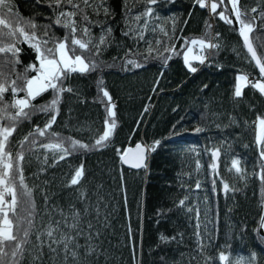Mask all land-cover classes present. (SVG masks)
I'll return each instance as SVG.
<instances>
[{"label":"snow or ice","instance_id":"1","mask_svg":"<svg viewBox=\"0 0 264 264\" xmlns=\"http://www.w3.org/2000/svg\"><path fill=\"white\" fill-rule=\"evenodd\" d=\"M136 2L143 5L138 11ZM136 2L122 0L121 19L115 21L116 13L109 0H33L34 6L44 5L48 9V15L40 22L37 17L43 15L41 12L24 17L16 10L14 0H0V264H46V261L47 264H99L101 256L107 259L108 251L104 245L110 234L112 214L120 203L118 200L113 203L115 194L105 192L102 183L95 184L90 190L88 172L85 164L80 162L70 167L62 178L63 188L74 193V199L65 207L55 199L58 193L52 190V181L47 173L49 169L58 167L61 161L67 162L69 157L82 158L112 148L121 165L117 171L121 181L119 192L127 207V186L122 166L143 169L147 173L150 153L156 151L161 140H153L150 144L136 143L126 148L115 146L117 104L107 88L104 73L116 67L122 72L146 70L155 61L166 69L174 57H182L183 65L191 74L197 73L200 66L222 70L223 65L216 57L223 41L219 32L212 33L210 21L214 18L238 32L242 47L247 49L245 61L254 62L259 73L258 77L250 79L248 72L238 70L229 96L232 111H213L211 117L205 112L200 117L201 121L211 118L221 131L243 127L254 132L255 155L251 171L246 158L232 156L231 144L225 147L226 137L212 144V190L217 196L216 204H219L222 193L227 205L229 199L234 200L236 193L244 190L237 187V183L247 188L250 180L254 178L257 181L260 199L254 217L256 226L252 231L264 245V111L256 113L252 120L240 111L246 99L245 89L258 92L264 98V0H255L251 6L242 5L241 0H191L192 11L182 22L175 17L162 16L160 12L161 4L175 3V0ZM197 8L208 13L204 33L185 36L184 29ZM117 27H120L119 40L114 34ZM58 32L62 34L57 35ZM253 33L257 35L253 37ZM23 46L34 54V59L27 65L21 60ZM113 48L117 54L111 60L106 59V53ZM233 51L239 56L235 47ZM93 74H96L93 103L104 106L102 132L86 124H70L73 104L86 102L77 81L90 79ZM163 75L164 72L160 71L159 77ZM159 77L154 81L153 92L159 86ZM207 87L204 84L200 91ZM40 97L43 102L36 103ZM245 107L250 112L255 111L251 103ZM62 109H66L65 118L58 124ZM148 110L145 106L144 112ZM224 115H227V123L218 122ZM37 116H42V119L33 123ZM63 130L69 134L65 135ZM205 130L206 126L195 128L196 133ZM183 131L182 124L179 128L173 125L168 136L161 139L180 136ZM73 132H87L89 135L87 139L75 138L71 134ZM222 150L228 161L226 171L232 174V181L220 173ZM33 164L36 165L35 171L31 177H26V168ZM195 165L194 171L198 172L201 167L199 160ZM177 175L179 187L185 189L187 185V189L182 198L173 201L174 208L156 209L157 223L168 213H182L194 221L190 239L195 247L191 253L181 252V259L172 264H183L185 256H188V264L193 260L197 264H264V257L255 250H250L246 257H233L229 251L230 244H215L218 207L211 221L207 220L205 207V219L202 220L200 203H190L193 191L191 184L184 179L191 173ZM194 186L201 189L199 179ZM37 193L40 203L37 202ZM136 209L137 220L142 222V200L137 202ZM231 212L232 208H227L226 215ZM209 224L212 228L208 227ZM124 227L130 240V245L126 246L130 247L133 264H145L142 227L137 229L141 232L138 246L132 239L130 214ZM246 229L247 226L242 225L241 233ZM159 241L165 245L175 242L179 246L184 242V233L177 231L171 237L160 233ZM214 247H217L216 255L209 252Z\"/></svg>","mask_w":264,"mask_h":264},{"label":"trees","instance_id":"2","mask_svg":"<svg viewBox=\"0 0 264 264\" xmlns=\"http://www.w3.org/2000/svg\"><path fill=\"white\" fill-rule=\"evenodd\" d=\"M16 10L24 17H30L37 11L43 15L37 19L43 22L44 16L48 15V9L44 5L34 6L33 0H14ZM114 9L115 21L121 19L122 0H109ZM136 2V0H130ZM227 2V0H226ZM255 0H241V4L251 6ZM191 0H175V3H163L159 6L162 16L175 17L182 22L187 19L188 12L192 11ZM143 5L136 2L138 11ZM208 19L206 10L196 9L187 27L184 29L185 36H201L204 33V21ZM114 21V22H115ZM212 33L219 32L223 47L216 57L217 61L223 65L222 70L216 67L200 66L197 73H188L183 65L182 57H174L169 61L168 67L162 69L158 61L152 62L147 69L136 70L135 72H122L119 67L108 69L104 73L105 82L113 101L117 104V129L114 136L115 146L126 148L129 145L135 146L136 143H151L153 140L160 139L161 144L155 152L150 153L147 173L134 172L125 169L124 181L127 186V207L121 198L120 178L117 175L121 167L119 158L112 148L102 152H94L86 157H69L68 161H61L56 168L49 169L47 177L52 181V190L58 193L55 197L60 204L67 206V203L74 199V193L71 189L63 188V176L69 171L70 167H75L80 162L85 164L88 172L90 190L94 189L95 184L102 183L105 192H112L116 200L120 202L112 214L111 228L105 241L104 247L108 251L107 259L100 257L99 264H133L130 247V240L126 232L125 224L128 222V216H131V225L133 229L132 239L137 246L141 240V232L137 231L142 227L143 237V258L145 264H172L173 261L181 259L180 253H191L195 244L190 237L193 232L194 221L178 211L168 213L157 223L156 209L159 207L174 208L173 201L182 198L184 191L178 182V173H191V176H185L184 179L191 184L193 195L190 203H200L201 219H205V207H207V220L211 221L218 207L219 216L216 223L217 246L224 245L226 242L231 245L230 252L233 257L247 256L250 250L261 253L264 257V245L254 235L252 229L256 226L254 217L256 216L257 202L260 199V189L257 181L253 178L249 181L248 187L244 188L242 183L236 186L244 190L236 193L235 199H229L227 205L222 198L219 204H216L217 196L212 190V170L211 147L222 138L226 137V145L231 144L232 156L239 155L248 160L249 171L255 155L254 132L251 128L232 127L221 131L215 127L211 118L201 121L200 117L207 112L211 117V112H231L232 104L229 102V96L235 82V76L239 74L238 70L246 71L251 77H258V71L252 63H247L244 57L247 51L242 47V42L237 32L214 18L210 21ZM122 27V25H121ZM62 33H57L61 35ZM117 40L121 38L120 27L115 30ZM257 33H253L255 37ZM21 53L23 64L27 65L34 59V54L26 46ZM180 45H177L179 49ZM233 47L239 52L233 51ZM116 50L110 49L105 58L111 60L116 55ZM163 71V77H159V72ZM95 75L90 79H81L77 81L83 91L85 103L73 104V119L71 125L86 124L93 130L103 131L104 106L99 103H93L96 97ZM159 77L160 83L153 92L154 81ZM204 84L208 87L203 92L200 89ZM246 99L241 105L240 111L244 112L249 120L255 118V114L264 111V98L259 93H253L245 89ZM47 95V94H45ZM43 98L37 99L36 103H42ZM251 103L255 111L250 112L245 105ZM208 105V108L205 107ZM145 106L149 110L144 112ZM62 109L61 117L57 123L65 118ZM183 118V119H182ZM42 116L33 118V123L39 122ZM180 122L179 124L177 122ZM218 122L227 123V115L221 117ZM183 125L185 131L180 136L167 137L173 125L179 128ZM197 126H206V130L200 133L195 132ZM25 125V129H27ZM56 127L55 125L53 126ZM62 130V129H61ZM68 135L67 130H63ZM75 138L87 139L89 133H71ZM248 145L249 147H245ZM205 149H208L207 151ZM199 153L197 156L196 154ZM199 160L201 165L198 172L195 170V161ZM228 164L227 157L222 155L220 159V173L226 179L232 181L231 173L226 171ZM36 165L26 168L25 176L31 177L35 171ZM199 179L202 187L195 189L194 182ZM31 182V181H30ZM255 192V195H254ZM37 202L40 203L39 193L36 194ZM199 197V201L197 200ZM142 200L144 204L142 222L137 220V202ZM227 208H232L228 213ZM246 225L245 233H241V226ZM203 227V225H202ZM212 228V224L208 225ZM177 231L184 233L183 244L177 246L175 242L170 245L161 244L159 234L171 237ZM111 241V244H108ZM159 245V246H158ZM158 246V247H157ZM154 249V250H153ZM151 250V256L149 252ZM212 255L217 254V247L209 250ZM164 257L161 260V257ZM47 264V261H46ZM183 264H188V256L183 257ZM191 264H197L195 260Z\"/></svg>","mask_w":264,"mask_h":264},{"label":"water","instance_id":"3","mask_svg":"<svg viewBox=\"0 0 264 264\" xmlns=\"http://www.w3.org/2000/svg\"><path fill=\"white\" fill-rule=\"evenodd\" d=\"M235 23V22H234ZM238 33V32H237ZM240 38V37H239ZM240 40H241V42H242V38H240ZM243 43V42H242ZM246 49V48H245ZM246 51H247V49H246ZM253 64H254V62H253ZM255 66V65H254ZM257 69V71H258V73H259V70H258V68H256ZM150 158V157H149ZM148 165H149V160H148ZM123 167L125 168V169H128V170H130V171H134V172H143L144 170L143 169H139V170H136V169H130L127 165H123Z\"/></svg>","mask_w":264,"mask_h":264},{"label":"bare ground","instance_id":"4","mask_svg":"<svg viewBox=\"0 0 264 264\" xmlns=\"http://www.w3.org/2000/svg\"><path fill=\"white\" fill-rule=\"evenodd\" d=\"M213 27H214V23H212Z\"/></svg>","mask_w":264,"mask_h":264}]
</instances>
